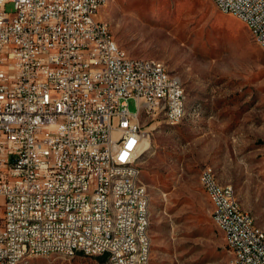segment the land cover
<instances>
[{
  "label": "built area",
  "instance_id": "2783aa9c",
  "mask_svg": "<svg viewBox=\"0 0 264 264\" xmlns=\"http://www.w3.org/2000/svg\"><path fill=\"white\" fill-rule=\"evenodd\" d=\"M212 1L250 24L264 49V0ZM98 6L0 0V264L33 251L151 264L150 193L132 182L149 140L141 115L173 119L187 95L161 65L127 55L98 20ZM120 170L127 180H118ZM202 171L229 264H264V231L255 217L231 184L217 183L210 165ZM77 210L88 222L77 220ZM93 215H105L104 224L93 223ZM142 221H149L146 234H138Z\"/></svg>",
  "mask_w": 264,
  "mask_h": 264
},
{
  "label": "rangeland",
  "instance_id": "374dc122",
  "mask_svg": "<svg viewBox=\"0 0 264 264\" xmlns=\"http://www.w3.org/2000/svg\"><path fill=\"white\" fill-rule=\"evenodd\" d=\"M6 9L13 12V3ZM98 17L127 55L164 62L187 95L179 123L164 112L141 115L149 133L141 178L151 196V264H229L200 174L213 167L264 228V49L212 0H107ZM128 105L135 111V98ZM20 264L107 262L51 254Z\"/></svg>",
  "mask_w": 264,
  "mask_h": 264
},
{
  "label": "bare ground",
  "instance_id": "6f19581e",
  "mask_svg": "<svg viewBox=\"0 0 264 264\" xmlns=\"http://www.w3.org/2000/svg\"><path fill=\"white\" fill-rule=\"evenodd\" d=\"M106 2L107 0H97L98 5H100L98 6V14H99L101 7L105 5ZM234 16L243 21V18L241 16L239 15H234ZM98 20L105 21L106 25L111 27L110 24L106 20H103L99 17H98ZM247 26L249 27L251 31V25L247 24ZM252 35L255 38V40L260 44V41L256 38V33H252ZM142 58H143V64H150L151 61L156 62L158 65H161L162 70H164L165 72L169 74H172L169 72L166 65L161 60L151 58V57H142ZM172 76L174 78L175 86H183L182 81L177 75L172 74ZM185 114H186V98H183V100L179 104V108H177L173 112V119H166V120L173 124L174 122H181ZM144 145L145 147L148 148L149 140H145ZM211 169L213 171V178L217 179V183L224 184L219 180L217 173L215 172L213 167H211ZM141 177H142V173L132 174V182L136 183V189H143V184L145 183L142 181ZM118 180H127V170H120V172H118ZM200 182L201 184H204L203 171H201V174H200ZM150 201H151L150 194H145V197H144L145 206H150ZM105 202H112V195H105ZM65 210H72V203H65ZM77 220L79 222H88V215H86V212L84 210H77ZM104 222H105V215H93V223L104 224ZM259 228H260V231H264V228H261V227ZM146 229H149V221H142L141 225H138V234H146ZM151 252H152V248H150V259H151ZM58 254L65 255V252H58ZM29 256H32V255L21 254V256H16L15 263H12V264H20ZM33 256H46V255H40V251H33Z\"/></svg>",
  "mask_w": 264,
  "mask_h": 264
},
{
  "label": "trees",
  "instance_id": "16d2710c",
  "mask_svg": "<svg viewBox=\"0 0 264 264\" xmlns=\"http://www.w3.org/2000/svg\"><path fill=\"white\" fill-rule=\"evenodd\" d=\"M100 259H101L102 261H106V258H105V257H100Z\"/></svg>",
  "mask_w": 264,
  "mask_h": 264
}]
</instances>
